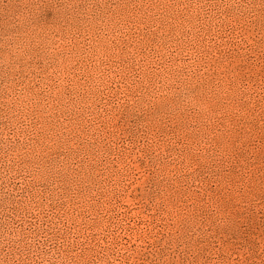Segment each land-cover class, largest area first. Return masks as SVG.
<instances>
[{"label":"rangeland","instance_id":"374dc122","mask_svg":"<svg viewBox=\"0 0 264 264\" xmlns=\"http://www.w3.org/2000/svg\"><path fill=\"white\" fill-rule=\"evenodd\" d=\"M0 264H264V0H0Z\"/></svg>","mask_w":264,"mask_h":264}]
</instances>
